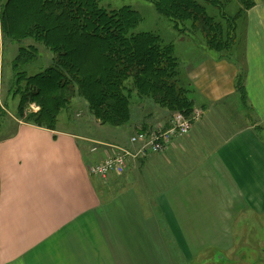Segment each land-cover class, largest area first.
Wrapping results in <instances>:
<instances>
[{"label": "crops", "instance_id": "crops-1", "mask_svg": "<svg viewBox=\"0 0 264 264\" xmlns=\"http://www.w3.org/2000/svg\"><path fill=\"white\" fill-rule=\"evenodd\" d=\"M254 1L242 65L209 55L187 72L202 111L191 133L123 175L103 182L88 167L129 144L0 123V264H153L161 243L185 263L235 250L241 219L264 218V0Z\"/></svg>", "mask_w": 264, "mask_h": 264}, {"label": "trees", "instance_id": "trees-1", "mask_svg": "<svg viewBox=\"0 0 264 264\" xmlns=\"http://www.w3.org/2000/svg\"><path fill=\"white\" fill-rule=\"evenodd\" d=\"M103 1L0 0L4 37L37 44L20 48L14 63L20 117L56 130L59 113L81 96L103 126L120 128L134 122L133 99L137 95L141 100H152L169 115L192 117L194 92L180 84L174 45L165 44L155 33H134L142 22L139 12L129 6L109 11ZM149 1L183 34H192L202 26L201 33L208 36L207 46L221 59L222 51L228 52L237 43L234 39L240 35V19L245 21L255 6L254 0ZM39 46L55 55L52 66L28 77L20 69L22 64L34 62ZM22 83L26 85L22 87ZM237 89L246 100L243 70ZM30 104H37L40 111L27 116Z\"/></svg>", "mask_w": 264, "mask_h": 264}, {"label": "rangeland", "instance_id": "rangeland-1", "mask_svg": "<svg viewBox=\"0 0 264 264\" xmlns=\"http://www.w3.org/2000/svg\"><path fill=\"white\" fill-rule=\"evenodd\" d=\"M229 4L230 2L227 3V5ZM102 5L109 11L117 10L126 6L132 7L139 12L142 19L141 24L134 33H155L163 39L165 44H173L175 50L174 56L179 60L178 70L180 84H183L184 87H188L194 92L191 85L187 84V72H189V70L201 60H204L205 57L209 55L217 56L216 52L212 51L207 46L206 39L208 36L206 33H201L202 26H198L200 27L199 30L194 31L192 34H183L175 29L173 22L165 19L157 13L155 6L149 0H104ZM231 8L233 11L232 6ZM235 8H238L237 5ZM225 9L226 7L223 8V10ZM242 19L239 21L241 31L238 32L240 35L236 36V39H234L237 43H234L228 52L227 50L225 52L224 50L222 51L223 60H233L236 56L240 59L239 55L242 53V46L245 41V35L243 34L245 21ZM32 45L37 44L33 41H26L21 44L20 42H13L6 39L2 32V24L0 22V123L13 121V116L19 121L25 120L20 117V95L17 94V86L15 85L18 83V76L15 74L14 63L15 60L20 57V48ZM37 49L39 51L34 62L25 65L22 64L20 69L22 73H27L28 77L37 75L45 69H48L52 66L51 60L55 57V55L44 46H39ZM229 55H232L233 57L231 58ZM219 56L221 55H218L217 57ZM240 64L242 65L241 59ZM25 85L26 83H22V87ZM127 86L128 90L132 91L131 82H128ZM10 92H12L11 95ZM137 96L133 99L135 106L133 108L134 122L132 124L120 128L107 125L103 126L90 111L87 101L83 97L77 96L73 98L70 104L59 113L56 120V129L57 127H60L61 130L78 132L88 136L87 138L90 139H95L97 141L107 140L116 145L120 144L125 146L127 144L131 145V139L140 134V132H136V127L139 124L143 123L144 125H148V127L145 128V131H151L159 124L168 125L172 117L175 116V114H178L175 113L173 116L169 115L167 114L168 112L166 109L159 107L152 100L148 98L147 100H141V98ZM39 111L40 107H38L37 104H30L27 107L26 115L28 116V114L32 112L38 113ZM199 112L202 114L201 110H199ZM183 115L188 117L185 114ZM194 115L188 118H193ZM200 119H197L194 122ZM97 141L92 143L93 148L99 147L100 144H96L99 143ZM124 148H129V146ZM111 156H114V154H111ZM235 232V250L232 251V253L224 255L219 252H216L215 254L206 253L202 257L196 256L190 263H185L177 246L174 247L173 245L171 247L173 251L170 253L173 257H167V253L165 252V249L167 248L161 243L159 257L158 259L154 258L153 264H168V262L169 264H260L264 259V218H253L247 222H244L241 219L237 226V231ZM129 262V264H149L147 258L142 259L133 257L129 258Z\"/></svg>", "mask_w": 264, "mask_h": 264}, {"label": "built area", "instance_id": "built-area-1", "mask_svg": "<svg viewBox=\"0 0 264 264\" xmlns=\"http://www.w3.org/2000/svg\"><path fill=\"white\" fill-rule=\"evenodd\" d=\"M201 112L195 111L193 118L175 114L168 125L159 124L151 131H143L131 139L132 148H121L114 156L108 154L103 161L88 167L89 175L108 182L113 175H123L130 160L146 158L149 153H165L174 139L190 133L193 122L200 119Z\"/></svg>", "mask_w": 264, "mask_h": 264}, {"label": "flooded vegetation", "instance_id": "flooded-vegetation-1", "mask_svg": "<svg viewBox=\"0 0 264 264\" xmlns=\"http://www.w3.org/2000/svg\"><path fill=\"white\" fill-rule=\"evenodd\" d=\"M260 264H264V259L261 261V263Z\"/></svg>", "mask_w": 264, "mask_h": 264}]
</instances>
